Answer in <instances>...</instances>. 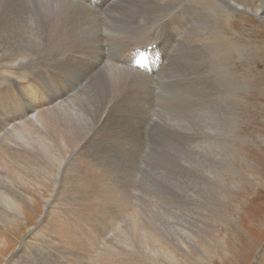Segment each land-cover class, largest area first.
Returning <instances> with one entry per match:
<instances>
[{
  "label": "rangeland",
  "instance_id": "rangeland-1",
  "mask_svg": "<svg viewBox=\"0 0 264 264\" xmlns=\"http://www.w3.org/2000/svg\"><path fill=\"white\" fill-rule=\"evenodd\" d=\"M28 1L30 8L34 0ZM232 1L236 5L240 2V5H246L247 8L238 7L237 10L224 15L221 0H211L208 4L214 16V37L215 41L217 40L216 50L219 57L216 62L217 68L221 70V73L217 71L215 62L213 80L218 102L213 101L210 105H206L207 84L200 80L195 68L189 66L180 69L179 75L171 85L162 87V90L166 92L161 93L164 99L160 101L164 111L160 114L158 110L156 111L162 122L175 125L179 129L192 128L202 135L194 140L179 138V140L170 139L160 142L156 132L146 131L145 143L142 145L144 150L138 151L139 153L133 150L118 152L120 146L128 144L131 138L124 122L118 118L116 123L114 119L119 117L120 111L104 117V121L102 118L97 130H92L87 137V152L96 151L103 162V168L98 169L100 174L98 181L93 187L87 184H76L70 185L69 188L66 181L68 175L66 168L76 162L77 156H71L64 161L60 172L57 169L59 165L53 164V158L46 165L42 163L40 166L44 171H48V176L53 178L57 173L59 182L48 181V189L43 188L38 194L35 192L28 195L26 191L20 190L25 195L21 213L14 215L10 213L5 216L6 220L0 219V264H80V261H76V247L74 248L62 238L59 234L61 228L58 226L52 228L49 218L52 216L50 219L53 220L52 218L57 216L63 221L70 212L80 207L77 196L94 191L106 192L105 189L112 190L109 193L113 194V200L103 198L98 202L89 201L95 206L94 210L89 216L81 217L86 218L82 228L85 234L94 231L99 233V236L104 235L100 237L102 239L96 250L91 252L93 257L86 260L88 264L92 260L93 264H109L112 261L115 264H156L153 263L155 261L145 259L138 262L134 260L132 252L126 249L129 243L138 239L136 232L139 228L167 234L163 244L168 246L170 243L169 247H172L173 240L182 241L185 245H183L184 253H176L179 263L167 264H264V0ZM153 2H166L167 5L179 2V6L188 4L187 0H153ZM3 6L5 5L1 1V7ZM138 6L144 12H137V17L142 14L152 17L159 15L156 18L158 19L164 15L163 12H166L158 8L147 10L151 4L146 0ZM110 11L111 9L106 14L107 31L114 38L115 47L120 50L124 46L121 36L132 33L135 26L132 21L134 14H131V19L128 18L130 14L128 13L118 17V21H111ZM179 12L180 15L184 14L180 9ZM13 15L9 11L0 10V27L4 25L8 17ZM21 20L24 22V19L21 18ZM92 21H95L94 16ZM115 29L118 31L114 32ZM114 53L119 55L118 52ZM26 56L27 53L24 57ZM62 62L56 66L47 67L44 66L43 60L37 59L36 63L40 68L31 71L30 73H33L31 76L25 74L24 80L21 76L13 77L16 84L14 81L12 84L8 81L10 78L0 73V142L4 141L5 146L16 148L15 145H18L17 148L21 152L38 144L41 145V136L32 126V122L25 121L24 123L28 122V124L22 126L24 123L19 119H26L36 111L39 113L44 105L49 104L54 108L53 104L56 101L61 100L62 103H66L72 98H79L88 89L89 83L79 95L69 100L64 99L76 84L91 74V71L87 72L84 62L81 63V61L71 62L72 67L66 68L60 66ZM182 62L181 56L178 71ZM64 73L68 74V82L62 79ZM21 79L22 82H20ZM21 83L26 85V90H23ZM16 85L22 86L18 89ZM103 87L102 85L101 89L104 92L108 91L107 95L112 97L125 94L120 81L118 89ZM128 96H131L130 99L135 103L133 111L140 113L137 104H140L143 109L145 100L137 96L136 92ZM76 101L71 105L73 110L76 108L75 113L91 117L95 115L91 106L82 103L81 98ZM120 106L125 108L123 111H126L125 103ZM149 111L150 109L147 108L140 114H146ZM81 115L79 116L82 119ZM93 120L96 121V116ZM135 121L136 119H131L128 122ZM84 122L85 119L81 123L84 124ZM111 122L120 126L118 138L109 136ZM215 122L217 123L214 124ZM224 124H227L228 128L224 127ZM13 127L16 128L13 129ZM28 131H30L28 134L30 137L28 143H25L19 134ZM173 144L179 149L172 148ZM108 149L112 152L103 157ZM1 154L0 152V167H4L5 163L2 161L4 157ZM101 175L105 176V182L100 180ZM118 191L126 193L122 196L131 200L127 208V216L116 221L118 223L116 225H113L111 219L104 223L107 213H110L109 217L121 218L114 213L115 207L112 203L117 201ZM44 199L51 201L48 209ZM132 212L138 215L136 219L133 218ZM81 224L82 221L79 225ZM105 225L110 227L108 231L103 229ZM179 229L183 230L179 231ZM138 250L143 251V247L139 245ZM108 253L112 257L107 255ZM119 254H123V257H118ZM106 255L109 258H106ZM160 261L163 262V259ZM81 262L86 264L82 259Z\"/></svg>",
  "mask_w": 264,
  "mask_h": 264
},
{
  "label": "bare ground",
  "instance_id": "bare-ground-1",
  "mask_svg": "<svg viewBox=\"0 0 264 264\" xmlns=\"http://www.w3.org/2000/svg\"><path fill=\"white\" fill-rule=\"evenodd\" d=\"M1 1L5 6L1 7ZM30 1L32 2V0ZM143 1L144 0H34L32 7L29 8L28 0H0V10L2 12L9 11V13L14 14L12 17H8L4 25L0 27V73L5 74L6 78H10L8 81H11L12 84L13 81L14 84H16L15 78L21 76L24 80L25 74L31 76L33 74L30 73L31 71L40 68L36 63L37 59L43 60L44 66L47 67L56 66L62 61L60 66L65 68L72 67L71 62L74 61L84 62V68L87 72L91 71V74H88L89 77L87 75L85 79L79 82V85L76 84L73 90H71L64 99L69 100L73 96L79 95L89 83L88 89L79 98H81L82 103L90 105L93 109V114H95L91 117L90 115L84 116L75 113L74 110L76 108L73 110L71 105L77 102L76 100L79 98H72L66 103H62L61 100L56 101L53 104L54 108L50 107L49 104L44 105L41 107L39 113L36 111L27 116L26 119H19L22 123L25 121L29 123L32 122V126L35 127L41 136L42 144L31 147L29 150H22L19 152L20 149L18 150V145H15L16 148H10L5 146L3 143L4 141L0 142V152L4 157L2 161L5 163L4 167H0V219L6 220L7 218L5 216L10 213H12V215L21 213V205L25 200V195L20 190L26 191L28 195L35 192L38 194L43 188L48 189V181L59 182L56 175L57 173L52 178L48 176V171H44L40 166L42 163L46 165L52 158L54 159L53 164L59 165L57 169L60 172L64 161H67L71 156H77L76 162H74L73 165L71 163L66 168V173L68 174L66 181L69 188L70 185L74 186L76 184H87L93 187L95 182L99 179L100 174L98 173V169L103 168V162L96 151L87 152V137L91 134L92 130H97L102 118V121H104V117L111 116L117 111H120V113L119 117L114 118L116 123H118V118H120L126 125L127 133L131 136L130 142L128 144H122L118 152L120 150H133L136 152L144 150L142 145L145 143L144 140L146 138L144 136H146V131L156 132L155 134H158L157 139L160 142H166L170 139L179 140V138L194 140L198 139L199 135H202L196 133L192 128H189V130L179 129L176 128L175 125L172 126L169 123L162 122L158 113L160 114V112L163 113L164 111L160 105V101L164 99L161 93L165 92L162 90V87L171 85L179 75L180 69L189 66L194 67L199 74L200 80L207 84L205 96L206 105H210L213 101L218 102L214 87L213 70H215L214 65L219 57H217L218 54L216 50L217 40L215 41L214 37V16L211 14L208 6L211 0H187V5L180 6L178 5L179 2L167 5L166 2L146 0L151 4V7L147 10L156 8L166 10V12H163L164 15L158 19L156 18L159 15L152 17L142 14L140 17H137V12H144V10L138 6V4H142ZM221 3L222 13H224V15L228 14L230 11L237 10L238 7L247 8L246 5H240V2L238 5L234 4L232 0H221ZM110 9L111 21H118V17L128 13H130L128 18L131 19V14H134L132 21L135 26L132 29V33L121 36L120 39L124 41V46L120 50L115 47V40L107 31L106 14ZM179 9L184 14L180 15ZM45 12H48V14H45ZM20 16L24 19V22L21 20ZM93 16L95 17L94 22L92 21ZM47 30L48 32L46 33ZM117 31V29L114 30V32ZM114 52H118L119 55H116ZM25 53H27L26 57H24ZM181 56L183 57V62L178 71ZM217 71L221 73V70L218 68ZM118 78L123 86L122 90L125 94L113 95V97L107 95L108 91L104 92L101 89L102 85L104 89H118ZM62 79L68 82V74H62ZM20 82H22V79ZM22 85L23 90H26V85ZM22 85L16 86L20 89ZM135 92L137 96L145 100L143 109L140 104H137L138 111L141 113L149 108V113L140 114L133 111L135 103L130 99L131 96L128 95ZM226 92L229 94L227 89ZM122 103L126 104V111H123L125 108L120 106ZM45 106H47V108H45ZM157 110L158 113H156ZM225 114L227 113L225 112ZM79 115L82 116V119ZM95 116L96 121L93 120ZM83 119H85L84 124L81 123ZM131 119H136V121L133 123L128 122ZM28 122L24 123L22 126L27 125ZM116 123H110L111 132H109V136L118 138L120 135V126ZM216 123L217 122L214 124ZM11 127L12 126H10V128ZM224 127L228 128V125L224 124ZM15 128L16 127H13V129ZM211 128L214 129L213 127ZM24 130L25 129H23V131ZM28 134H30V131L19 134V137H21L22 141L28 143L30 137ZM139 140H141L140 144L137 145ZM199 143L201 142L199 141ZM178 144L180 143L178 142ZM174 147L177 148L178 146H174L173 144L172 148ZM111 152V149L106 150L103 157ZM76 171L77 175L75 176ZM100 180L105 182V176L101 175ZM105 191L107 193L103 190V192L94 191L87 195L77 196L76 199L80 207L70 212L63 221L58 219L57 216H54L55 218L53 217V220H51L50 218L52 216H49V222L52 228L54 229L56 226L61 228L59 234L62 238L66 239L74 248L76 247V261H80V264L82 263L81 259L84 263L88 258L91 259V257H93L91 256V252L93 253L94 250H96L99 241L102 239L100 237L104 236H99V233L94 231L85 234L82 228L84 219L86 218L81 217L89 216L94 210L95 206L90 202H98L103 198H108L110 201L113 200V194L109 193L112 190L109 191V189H105ZM123 194L126 193L118 191L116 197L117 201H112L115 207L114 213L121 218L115 219L114 217H109L108 215L110 213H107L104 218V223H107L108 219H111L113 225H116L118 224L116 221L127 216V208L130 206L131 200L126 196H122ZM132 200H134V198ZM44 202L46 209H48L51 205V201L49 199H44ZM140 203L142 204V202ZM111 209L112 207L110 210ZM132 214L134 216L133 218L136 219L138 217L136 213L132 212ZM81 221L82 224L79 225ZM153 221H155V219ZM135 222L138 223L137 220H135ZM42 223H44V221ZM109 228V226L106 227L105 225L103 229L108 231ZM182 230L179 229V231ZM137 231L136 235L138 239L126 246V249L133 253H131V255H133L134 260L140 262L145 259L151 262L155 261L153 263L156 264H163V262L164 264L173 262L179 263L176 258V253H184V244H182V241L173 240L172 247H169L170 243L168 246L167 244H163V240L167 234L157 230L147 231L142 228H139ZM81 232H83V234ZM50 233L52 234V232ZM182 238L184 239V237ZM42 245L44 246V243ZM139 245L143 247V251L141 252L138 250ZM71 252L73 251L71 250ZM107 255H109V253ZM109 256H111V254ZM118 257L122 258L123 254H119ZM106 258L109 257L107 256ZM162 259L163 262L160 261ZM92 262L90 261L89 263L93 264ZM86 264L88 263L86 262ZM109 264L115 263L112 261L109 262Z\"/></svg>",
  "mask_w": 264,
  "mask_h": 264
}]
</instances>
